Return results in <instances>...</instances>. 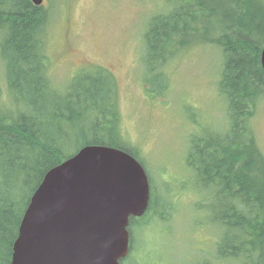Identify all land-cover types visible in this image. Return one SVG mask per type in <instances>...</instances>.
I'll return each instance as SVG.
<instances>
[{"label": "trees", "instance_id": "trees-1", "mask_svg": "<svg viewBox=\"0 0 264 264\" xmlns=\"http://www.w3.org/2000/svg\"><path fill=\"white\" fill-rule=\"evenodd\" d=\"M50 1L34 6L30 0H0L5 83V91L0 88V264H11L23 213L46 172L82 147L121 150L145 168L121 137L117 82L109 70H81L62 86L49 78L44 34ZM162 2L167 11L154 13L141 36L142 85L150 98L161 97L169 87L166 69L181 53L193 46H215L226 123L220 134L200 129L199 136L189 135L185 166L201 198L209 202L198 206L217 231L216 260L264 264V155L251 123L264 96V0ZM209 19L214 21L210 29L219 34L198 26ZM73 132L77 137L71 142ZM71 147L73 153L67 154ZM147 178L148 206L141 217L129 220V253L123 260L129 258L135 224L151 212L166 220L169 204L155 198Z\"/></svg>", "mask_w": 264, "mask_h": 264}, {"label": "rangeland", "instance_id": "rangeland-1", "mask_svg": "<svg viewBox=\"0 0 264 264\" xmlns=\"http://www.w3.org/2000/svg\"><path fill=\"white\" fill-rule=\"evenodd\" d=\"M49 6L44 34L49 78L62 86L94 67L114 75L121 137L144 163L155 198L169 204L165 221L151 212L135 224L129 258L121 264H222L215 258L217 231L198 206L209 202L201 198L185 166L189 135L199 136L200 129L220 134L225 127L215 46H193L181 53L166 69V93L150 98L142 85L141 36L154 13L167 11L162 0H52ZM212 23L209 19L198 26L219 34L210 29ZM0 88L5 91L1 64ZM251 123L264 155V96ZM75 137L73 132L70 141Z\"/></svg>", "mask_w": 264, "mask_h": 264}, {"label": "water", "instance_id": "water-1", "mask_svg": "<svg viewBox=\"0 0 264 264\" xmlns=\"http://www.w3.org/2000/svg\"><path fill=\"white\" fill-rule=\"evenodd\" d=\"M260 63L264 72V45ZM148 201V178L136 159L110 147H82L47 171L33 192L11 264H120L129 250V220L142 216Z\"/></svg>", "mask_w": 264, "mask_h": 264}]
</instances>
